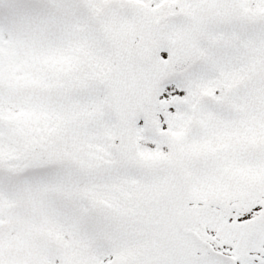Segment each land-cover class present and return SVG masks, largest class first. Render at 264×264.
<instances>
[{
    "label": "snow or ice",
    "instance_id": "1",
    "mask_svg": "<svg viewBox=\"0 0 264 264\" xmlns=\"http://www.w3.org/2000/svg\"><path fill=\"white\" fill-rule=\"evenodd\" d=\"M0 264H264V0H0Z\"/></svg>",
    "mask_w": 264,
    "mask_h": 264
}]
</instances>
